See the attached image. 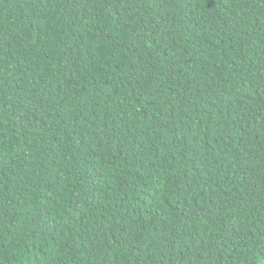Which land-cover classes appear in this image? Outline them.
Instances as JSON below:
<instances>
[{
  "label": "trees",
  "instance_id": "16d2710c",
  "mask_svg": "<svg viewBox=\"0 0 264 264\" xmlns=\"http://www.w3.org/2000/svg\"><path fill=\"white\" fill-rule=\"evenodd\" d=\"M0 264H264V0H0Z\"/></svg>",
  "mask_w": 264,
  "mask_h": 264
}]
</instances>
